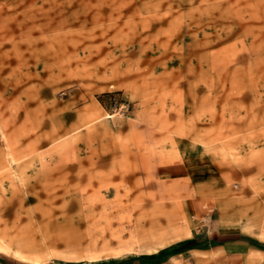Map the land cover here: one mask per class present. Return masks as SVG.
<instances>
[{"label":"rangeland","instance_id":"rangeland-1","mask_svg":"<svg viewBox=\"0 0 264 264\" xmlns=\"http://www.w3.org/2000/svg\"><path fill=\"white\" fill-rule=\"evenodd\" d=\"M220 234L264 251V0H0V264Z\"/></svg>","mask_w":264,"mask_h":264},{"label":"crops","instance_id":"crops-1","mask_svg":"<svg viewBox=\"0 0 264 264\" xmlns=\"http://www.w3.org/2000/svg\"><path fill=\"white\" fill-rule=\"evenodd\" d=\"M222 235L198 241L184 254L167 253L148 257L142 264H175L179 258L193 264H261L264 251L243 238L222 239Z\"/></svg>","mask_w":264,"mask_h":264}]
</instances>
